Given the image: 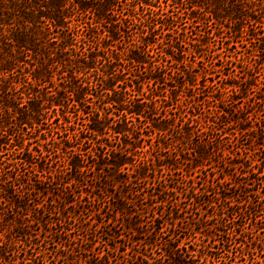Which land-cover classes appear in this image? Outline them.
<instances>
[{
    "label": "rangeland",
    "instance_id": "rangeland-1",
    "mask_svg": "<svg viewBox=\"0 0 264 264\" xmlns=\"http://www.w3.org/2000/svg\"><path fill=\"white\" fill-rule=\"evenodd\" d=\"M253 1V9L239 16L242 21L227 17L207 25L200 22L195 33L209 32L208 42L198 44L201 52L188 53L184 61L170 57L169 66L181 72L177 79L185 84L177 82L174 92L167 88L177 116L162 138L157 131L147 136L144 126L151 122H136L143 126V135L134 145L124 142L127 133L108 128L95 140L85 138L81 131L91 122L87 109L77 112L51 103V97L63 91L62 83H68L67 74L61 82L55 72L52 84H44L32 79L31 64L0 73V163L22 152H45L58 131L78 135L85 159L82 183L69 175L68 191L61 185L38 184L31 195L24 185L0 182V264H175L174 254L169 255L172 247L179 250V264H264V0ZM160 5L165 12L188 13L172 0H160ZM189 15L196 18L199 13ZM114 43L115 50L123 51V42ZM186 74L209 86V104L198 105L203 94L192 92L194 80ZM140 75L144 79L149 72L141 69ZM139 85L141 90L132 83L135 94L146 102L157 99L158 115L165 112L164 117L173 119L171 106L164 108L162 101L165 87L156 88L154 81ZM99 95L91 97L93 111L104 107ZM37 97H42L40 122L21 120L18 111L24 105L29 110V101ZM194 98L197 108L191 105ZM108 117L118 119L113 113ZM122 148L133 150L135 160L152 161L155 172H149L147 182L116 179V171L91 160ZM127 167L120 172L135 175ZM100 181L107 184L96 191L93 186ZM159 183L177 190L164 189L157 198L154 188ZM64 194L72 197L70 203ZM219 223L226 226L217 231Z\"/></svg>",
    "mask_w": 264,
    "mask_h": 264
},
{
    "label": "trees",
    "instance_id": "trees-1",
    "mask_svg": "<svg viewBox=\"0 0 264 264\" xmlns=\"http://www.w3.org/2000/svg\"><path fill=\"white\" fill-rule=\"evenodd\" d=\"M157 1L154 4L153 0H0V73H11L19 68V64H31L34 67L30 73L32 79L44 84H52L55 72L59 73L61 82L64 81V74H67L68 83H62L63 91L55 98L51 97L55 99L51 103L61 109H76L77 112L87 109L85 112L91 122L81 131L85 138L89 135L95 140L108 128L115 134L127 133L122 136L125 138L124 142L134 145L143 135L140 131L143 126H136V122H146L145 125L151 122L152 125L144 126L148 130L147 136L150 138L157 131L159 138H162L164 131L171 125L169 123L175 122L177 116L176 106L168 103L170 98L167 88L174 92L177 82L185 84L184 79H177L181 72L178 69L174 71L169 66L170 57L184 61L188 53L194 55L201 52V45L198 44L205 39L208 42L209 32L195 33L200 28V22L207 25L213 19L221 22L227 17L240 21V15H246L253 9L254 1L172 0L188 10L184 16L173 10L165 12L160 0ZM189 13H199V16L192 18ZM201 14L207 18L201 17ZM116 41L123 42L119 46L123 51L115 50ZM157 49L160 51L156 52ZM184 65H187L186 61ZM141 69L148 71L149 77L141 79ZM185 76L194 80L191 84L192 92L203 94L198 99V105L209 104V95H206L209 86L198 84L196 76ZM152 81L156 88L159 85L165 87L162 101L167 105L164 108L171 106L173 119L164 117L165 112L158 115L160 109L157 99L146 102L135 94L132 83L141 90L140 83L150 85ZM214 88L213 85L210 90ZM231 93L232 97L236 94L234 90ZM96 94H100L98 100L103 101L104 107L93 111L91 97ZM219 94L224 95L226 92L220 91ZM41 98L29 101V110L24 105L22 112L18 111L21 120L40 122V117L44 116L43 108L40 107ZM195 100L191 101V105L197 108ZM24 109L27 112L23 113ZM103 110L106 115H102ZM112 113L118 117L117 120L109 119L108 116ZM187 119L194 120L192 117ZM110 121L114 123L109 126ZM55 136V139L53 136L46 144L45 152H22L15 160L0 163V182L12 180L21 187L24 185L23 188L31 192V195L38 184H44L45 188L61 185V188L68 191L72 186L66 181L69 175L79 178L78 182L82 183L85 159L80 154L83 151L81 139L78 135L70 137L66 132L60 134L59 131ZM99 156L98 160L91 159L92 162L98 161L100 167L109 166L110 170L118 173L116 179L127 176V181L131 184L147 182L149 172H155L152 161L143 159L144 157L135 160L136 155L130 149L102 152ZM129 165L134 169L135 175L120 172L122 167L129 169ZM10 168L13 170L7 171ZM94 169L97 170V167ZM130 177H134V181ZM258 182L262 184L261 180ZM104 184L107 182L100 181L93 188L97 191ZM159 184L154 188L158 191L157 198L162 197L164 189L172 193L177 190L176 187ZM64 195L63 200L70 203L72 197ZM149 197L153 199L155 196ZM162 199L163 204L165 200ZM260 204L257 208H260ZM234 216L233 214L232 217ZM59 224L64 225L62 220ZM225 226L219 223L214 229L218 231L219 227ZM227 232L225 234L230 236ZM170 251L169 255L175 256L174 263L179 264V250L172 247ZM201 256L207 258L208 254ZM31 261L35 263L34 260Z\"/></svg>",
    "mask_w": 264,
    "mask_h": 264
}]
</instances>
